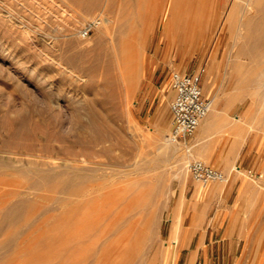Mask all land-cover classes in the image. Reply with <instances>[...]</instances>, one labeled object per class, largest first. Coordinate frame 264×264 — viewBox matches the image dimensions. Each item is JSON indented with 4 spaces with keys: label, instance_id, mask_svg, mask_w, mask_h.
<instances>
[{
    "label": "rangeland",
    "instance_id": "rangeland-1",
    "mask_svg": "<svg viewBox=\"0 0 264 264\" xmlns=\"http://www.w3.org/2000/svg\"><path fill=\"white\" fill-rule=\"evenodd\" d=\"M232 3L246 0H98L88 7L84 0H0V264H171L165 233L178 186L199 183L187 165L204 160L190 136L154 161L171 125V71L198 72L219 90H231L243 74L237 113L264 148V76L256 78L264 48L236 55L241 11L229 10ZM105 15L121 22L117 37H136L134 81L110 54L119 41L106 36L98 44L97 26L80 35L87 20ZM177 154L186 156L180 162ZM75 172L90 179L68 194L54 177ZM119 185L143 196L125 218L135 220L132 230L125 220L113 223L114 212L97 217L100 194ZM151 214L155 228L146 223Z\"/></svg>",
    "mask_w": 264,
    "mask_h": 264
},
{
    "label": "crops",
    "instance_id": "crops-1",
    "mask_svg": "<svg viewBox=\"0 0 264 264\" xmlns=\"http://www.w3.org/2000/svg\"><path fill=\"white\" fill-rule=\"evenodd\" d=\"M201 86L214 104L189 142L226 179L178 186L164 252L171 264H264V148L237 113L242 94L211 88L206 78Z\"/></svg>",
    "mask_w": 264,
    "mask_h": 264
},
{
    "label": "bare ground",
    "instance_id": "bare-ground-1",
    "mask_svg": "<svg viewBox=\"0 0 264 264\" xmlns=\"http://www.w3.org/2000/svg\"><path fill=\"white\" fill-rule=\"evenodd\" d=\"M98 0H84V4L88 7V6H94L97 3ZM235 3V2H234ZM81 4V3H79ZM239 9L241 11L240 13V18H238V23H237V27L233 30V41L232 44L234 43V45L236 46V55L240 56L239 54H243L246 57H253L255 56L257 53H260V51L264 48V0H246V4L238 6L237 4H230L229 6V10H234V9ZM233 13V12H232ZM237 13V12H235ZM190 16V15H189ZM195 19V18H194ZM232 21V20H231ZM199 23V22H198ZM231 24V22H228ZM190 25V24H189ZM117 26L121 27V22H117L115 21V19L113 17H110L108 15L105 16H101L100 17V21L97 24L98 30L100 31V35H99V39H98V44H103L106 41V36H109L111 38V41L117 40L119 41V45H112L113 46V51L111 54V56H113V58H117L119 59V64L122 67L123 70V74L128 76L129 79H131V81H134V79L136 78V73H137V66H134L135 64V58L137 57V52L132 51V48L134 47L135 44H132L135 40L136 37H133L132 34H130L131 36H120L117 37V34H113L115 29L117 28ZM235 26V25H234ZM169 23L166 26V30L168 31L169 28ZM172 28V27H171ZM122 29L119 28V32ZM117 31V30H116ZM127 31V30H126ZM118 33V32H117ZM124 33V32H123ZM127 33V32H126ZM138 33V32H137ZM125 34V33H124ZM137 36V35H136ZM108 38V37H107ZM186 38V37H185ZM140 40V39H139ZM110 42V40H109ZM106 44V43H105ZM218 44V40L217 38L215 40L212 41L211 43V47H210V51L209 53H213V51L216 49ZM137 47V46H136ZM111 50V49H110ZM230 53V52H229ZM108 56V55H107ZM106 56V57H107ZM98 57V56H97ZM232 57V56H231ZM230 58V57H229ZM235 58V55H234ZM237 58V57H236ZM98 59V58H97ZM96 59V60H97ZM59 62V61H58ZM112 62V61H111ZM236 62V61H233ZM108 63V62H107ZM126 64V65H125ZM63 65V64H62ZM80 65V64H79ZM67 68V67H66ZM104 68V67H103ZM107 70V69H106ZM241 74V73H240ZM84 76V75H83ZM264 76V72L263 73H259L258 76H256V78H261ZM82 77V76H81ZM83 78V77H82ZM264 78V77H263ZM242 80L244 81V76L242 74V79L237 83V85L232 89L235 90V93L240 94V90H242V88L244 87V82L242 83ZM260 80V79H259ZM262 85H264V83H262ZM264 95V94H263ZM67 100V99H66ZM212 100V98H211ZM51 102V101H50ZM213 102V101H212ZM214 103H211V106L207 112V114L205 116H207L209 114V112L212 110V106ZM262 105V104H261ZM89 107V106H88ZM50 108V107H49ZM34 111V110H33ZM94 112V111H91ZM84 115V114H83ZM54 116V115H53ZM52 116V117H53ZM204 116V117H205ZM96 125V124H95ZM86 126V125H85ZM200 126H201V122H200ZM83 127V126H82ZM20 129V128H19ZM84 133V132H83ZM157 141V140H156ZM171 143L174 144L175 148L172 147ZM158 150L160 151V156H156L154 158V161H165V155L166 153H168L171 150L174 149H178L179 147H177V142H171L169 141L168 138H164L163 140L160 139L158 141ZM205 145V143H204ZM192 150L193 147H192ZM195 151V150H194ZM193 151L190 152V154ZM163 154V155H162ZM233 154V153H232ZM158 155V154H156ZM176 155V154H175ZM178 155V154H177ZM168 156V155H167ZM186 156V154L184 155H178V159L177 160H182L183 158ZM170 158V156H169ZM167 159V158H166ZM188 159V158H187ZM180 160V162H181ZM158 161V162H159ZM162 163V162H161ZM168 163V162H167ZM166 163V165H167ZM158 164V163H157ZM169 164V163H168ZM112 165V164H111ZM150 165V164H149ZM156 165V164H155ZM75 166V165H74ZM142 165L141 163H139L138 165H136L137 168H141ZM180 166V165H179ZM182 166V164H181ZM180 166V167H181ZM91 167V166H90ZM92 167H96L95 165ZM91 167V169H92ZM112 167V166H110ZM148 167V166H146ZM69 168V167H68ZM71 168H75V167H71ZM100 168V167H99ZM115 168V167H113ZM120 169V171H125L120 167H117ZM143 168V167H142ZM185 168V166H184ZM183 168V169H184ZM78 168L77 171H79ZM84 169V168H83ZM81 169V170H83ZM98 169V167H97ZM116 169V168H115ZM85 170V169H84ZM113 170V169H112ZM118 170V169H117ZM182 170V169H181ZM40 171V170H39ZM42 171V170H41ZM44 171V170H43ZM40 172L41 174L43 173ZM57 170H55V173ZM60 171V170H59ZM71 171V169H70ZM75 171V170H73ZM104 171V169H103ZM184 171V170H183ZM38 172V171H37ZM52 172V170L50 171ZM48 172V173H50ZM64 172V169H63ZM72 172V171H71ZM80 172V171H79ZM89 172V171H88ZM96 172V171H95ZM118 172V171H116ZM47 173V174H48ZM74 173V172H73ZM76 173V172H75ZM91 173V172H90ZM106 173V172H105ZM46 174V171H44V173L42 175ZM61 174V173H60ZM97 174V172H96ZM102 174V173H100ZM111 174V173H110ZM59 175V174H58ZM106 175V174H103ZM113 176V175H112ZM40 177V176H39ZM37 178V176H36ZM57 181H59L58 183H60V185L62 186V189L64 192L66 193H71V191L75 188H77V186H79V184H84L85 181H89L90 176L86 173V172H81V173H76V175H72V176H68L64 179H57L56 176L54 177ZM53 178V179H54ZM96 178V177H95ZM157 178V177H156ZM40 179V178H39ZM43 179V178H42ZM46 180V178H44ZM38 180V179H36ZM133 180V179H132ZM155 180V179H154ZM43 181V180H42ZM113 181V180H112ZM39 182V181H38ZM135 182V181H134ZM100 183V182H97ZM124 183V182H123ZM122 183V184H123ZM161 184V183H160ZM98 185V184H97ZM96 186V185H95ZM101 186V185H100ZM159 186V185H158ZM97 187V186H96ZM99 187V186H98ZM104 187V186H103ZM80 189V188H79ZM96 189V188H95ZM103 190V188L101 189ZM128 190L129 188L126 185H119V186H111V187H107V190H104L100 195V201H98L97 203V209H98V214L97 217L101 218L104 217L110 213L114 212V216H113V220L112 222H117V221H123L125 220V218L129 217L130 212L133 210V208H141L142 206V202H143V196H137L135 197H131L128 195ZM82 191V190H81ZM82 193V192H81ZM73 195V194H72ZM70 195V196H72ZM81 195V194H80ZM152 195V194H151ZM169 195V194H168ZM69 196V195H68ZM147 197V195H146ZM145 197V198H146ZM71 199V198H70ZM73 199V198H72ZM78 199V198H77ZM67 200V199H66ZM21 201V200H20ZM71 202H73V200H71ZM17 204V203H16ZM67 204V203H66ZM69 204V203H68ZM145 204V203H144ZM76 208V207H75ZM73 209V208H72ZM13 207H8L5 209V218H10L11 216H13ZM68 210V209H67ZM138 209H136L137 211ZM154 211V210H153ZM81 212V211H80ZM135 213V212H134ZM129 214V216H127ZM157 215V213H156ZM155 215V216H156ZM127 216V217H126ZM133 216V215H132ZM154 216V214H151L150 217L148 218V222L146 219V223H148L149 226H154V224L157 222L155 221L156 217ZM12 218V217H11ZM131 218V217H129ZM140 218V217H139ZM80 221V220H79ZM81 222V221H80ZM111 222V223H112ZM74 223V222H73ZM124 223L127 224V228L129 230H132L135 227V220H128L126 219L124 221ZM82 224V223H81ZM138 224V223H137ZM155 228V226H154ZM153 228V229H154ZM152 229V228H151Z\"/></svg>",
    "mask_w": 264,
    "mask_h": 264
},
{
    "label": "built area",
    "instance_id": "built-area-1",
    "mask_svg": "<svg viewBox=\"0 0 264 264\" xmlns=\"http://www.w3.org/2000/svg\"><path fill=\"white\" fill-rule=\"evenodd\" d=\"M99 21L100 17L87 20L80 29V35L82 37L87 36ZM201 82V74L198 72L171 71L170 87L173 96L169 103L171 114V125L167 133L169 141H185L194 134L202 118L207 114L212 100L203 94ZM187 167L191 177L201 184L226 179L222 169L201 159L189 161Z\"/></svg>",
    "mask_w": 264,
    "mask_h": 264
}]
</instances>
